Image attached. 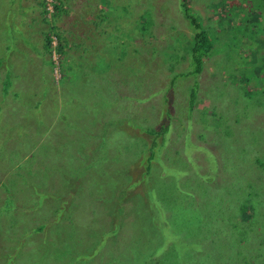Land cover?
Returning <instances> with one entry per match:
<instances>
[{
	"label": "rangeland",
	"instance_id": "1",
	"mask_svg": "<svg viewBox=\"0 0 264 264\" xmlns=\"http://www.w3.org/2000/svg\"><path fill=\"white\" fill-rule=\"evenodd\" d=\"M67 1L74 68L0 8V264H264V0L190 1L200 74L183 0Z\"/></svg>",
	"mask_w": 264,
	"mask_h": 264
},
{
	"label": "trees",
	"instance_id": "2",
	"mask_svg": "<svg viewBox=\"0 0 264 264\" xmlns=\"http://www.w3.org/2000/svg\"><path fill=\"white\" fill-rule=\"evenodd\" d=\"M190 1L191 0H183V4L182 7L184 9V11L186 12V14L188 15V19H190V23L192 24V26L195 29V44H194V49L192 50L190 48V56H189V61L192 60L193 58V63H194V68L192 66L191 68V72L196 74H200L202 69H203V65L205 62V59L207 57H209L210 52H211V46L212 43L209 40V34L206 31V29H203L201 24L197 23L195 18H194V14L191 11V6H190ZM61 2L60 0H54L53 2V11H50V9L48 8V1L47 0H41V6H42V10H43V15H44V20L47 24H49V28L46 32H44L45 35V46L46 49L48 50V53H52V49H53V43H52V37L56 36L59 39L61 38L60 33L58 32V28L53 26L52 22L54 21V17L56 16L57 11L59 12ZM57 52L59 53V55H62V46L61 43H59L57 45ZM193 52V57L191 56V53ZM169 126H166L164 128L165 130H168ZM5 151L8 153L7 158L8 159H12L13 155L15 152H18V155L16 157H19V150L18 149H9L8 147L5 149ZM41 153H47L46 151H43ZM31 153L28 151L27 154L24 156V159H27L29 157ZM151 158H153V151H149V153L146 154V160L148 159V164L151 161ZM46 158H44L45 160ZM148 170H149V166H148ZM61 199H63V202H65V200L68 201V196L62 197L59 196ZM67 203V202H66ZM61 204L60 208H66L67 204ZM253 207L251 208L250 206V210L249 208L247 209V211H245L246 213H252L253 212ZM11 210H6L3 211L2 214L4 215V218H1V221L5 222L4 224V228H8L10 227L11 229V234L9 235V241H14L15 242V228L18 227L19 225L15 222L14 218L12 217L13 214H10ZM13 213V212H12ZM8 231V230H7ZM11 248V247H10Z\"/></svg>",
	"mask_w": 264,
	"mask_h": 264
},
{
	"label": "crops",
	"instance_id": "3",
	"mask_svg": "<svg viewBox=\"0 0 264 264\" xmlns=\"http://www.w3.org/2000/svg\"><path fill=\"white\" fill-rule=\"evenodd\" d=\"M20 1H22V0H0V8L7 9V10H5L2 13V22L4 21V23H5L6 19L11 17V13L9 12L8 8L12 7L15 3L17 5L18 2H20ZM36 1H37L36 2V6L40 10L38 16H40V18L42 20L41 24L44 25V28L42 30L43 42H42V44L40 46H41V49L44 51V53L47 54V51H46L47 49H46V46H45V41L46 40H45L44 32H46L48 30L49 24H47L45 22V20H44L43 10H42V6H41V0H36ZM60 2H61L60 6H59L60 10H59V12L57 11L56 16L54 17V21L52 22V24H53V26L58 28V32L61 35L62 39H60V43H61V46L63 47L62 48V53L64 55H66V58H67V60H65V63L68 64L67 68H72V67L74 68L75 65H76L75 63L83 64L82 57L85 56L83 50L81 49L83 43L79 42L80 39L78 40L77 36H74L75 34H78L76 29H72V28L71 29H66V27L68 25H73V20H72V18L70 16L71 14H70V3H69V1L60 0ZM34 25L35 24L31 25L33 31L35 30V26ZM7 44H8V50H10V47H12L11 51L12 52H16V51H18V49L20 47L17 44H19V45L20 44H24V46L27 47L28 45L30 46L31 40L30 39H26L24 42H20L19 43L17 40L12 38ZM70 49H77L76 50V55L78 57H81V58L80 59L79 58L76 59V58L72 57V58H74L73 62L71 61L72 59H68V53H69ZM34 55L35 56L37 55V51L34 52ZM6 58H7L6 63L10 62L9 66L15 67V60L14 59H16L18 61V58L12 59V56L8 57L7 54L5 55V59ZM50 62H51V60H49V66H50ZM49 72H51L50 69H49ZM52 88L55 89V86H53ZM45 100L46 99H43V101H45Z\"/></svg>",
	"mask_w": 264,
	"mask_h": 264
},
{
	"label": "built area",
	"instance_id": "4",
	"mask_svg": "<svg viewBox=\"0 0 264 264\" xmlns=\"http://www.w3.org/2000/svg\"><path fill=\"white\" fill-rule=\"evenodd\" d=\"M48 1V8L50 9V11H53V2H54V0H47ZM52 43H53V49H52V55H53V58L55 59V61L56 62H58L57 61V42H58V39H57V37L56 36H53L52 37ZM55 55H56V57H55ZM59 57H60V55H59Z\"/></svg>",
	"mask_w": 264,
	"mask_h": 264
}]
</instances>
